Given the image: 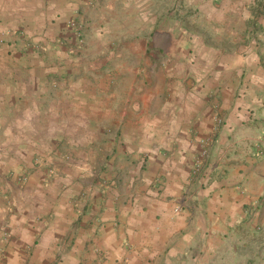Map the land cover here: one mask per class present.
Instances as JSON below:
<instances>
[{
	"label": "crops",
	"instance_id": "obj_1",
	"mask_svg": "<svg viewBox=\"0 0 264 264\" xmlns=\"http://www.w3.org/2000/svg\"><path fill=\"white\" fill-rule=\"evenodd\" d=\"M192 3L0 0V264H155L264 206V0Z\"/></svg>",
	"mask_w": 264,
	"mask_h": 264
},
{
	"label": "rangeland",
	"instance_id": "obj_2",
	"mask_svg": "<svg viewBox=\"0 0 264 264\" xmlns=\"http://www.w3.org/2000/svg\"><path fill=\"white\" fill-rule=\"evenodd\" d=\"M149 1L153 19L158 16L164 23L180 19L185 25L202 24V19L195 16L197 9L192 0ZM15 42L8 45V53L42 49L39 44L24 46ZM261 204L258 201L245 205V214L224 236H201L183 252L168 254L155 264H264V206Z\"/></svg>",
	"mask_w": 264,
	"mask_h": 264
},
{
	"label": "built area",
	"instance_id": "obj_3",
	"mask_svg": "<svg viewBox=\"0 0 264 264\" xmlns=\"http://www.w3.org/2000/svg\"><path fill=\"white\" fill-rule=\"evenodd\" d=\"M68 28L69 30L74 34L76 38V44L78 47L84 46L86 43V30H85V24L82 21H79L77 19H71L68 22ZM63 40V39H62ZM60 40L61 43H64L66 40ZM221 114H217V120L220 122L221 121ZM210 150V140L209 139H202L200 141V151L198 154V159H197V166H196V173L198 172V169L200 165L202 164L203 160L205 157L208 155ZM179 209V207H178Z\"/></svg>",
	"mask_w": 264,
	"mask_h": 264
}]
</instances>
